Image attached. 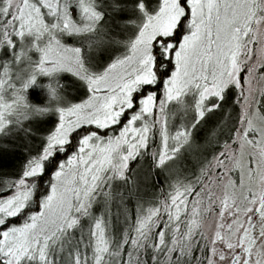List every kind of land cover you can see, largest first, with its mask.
<instances>
[{
  "label": "snow or ice",
  "instance_id": "snow-or-ice-1",
  "mask_svg": "<svg viewBox=\"0 0 264 264\" xmlns=\"http://www.w3.org/2000/svg\"><path fill=\"white\" fill-rule=\"evenodd\" d=\"M0 264H264V0H0Z\"/></svg>",
  "mask_w": 264,
  "mask_h": 264
},
{
  "label": "trees",
  "instance_id": "trees-1",
  "mask_svg": "<svg viewBox=\"0 0 264 264\" xmlns=\"http://www.w3.org/2000/svg\"><path fill=\"white\" fill-rule=\"evenodd\" d=\"M22 162V161H21Z\"/></svg>",
  "mask_w": 264,
  "mask_h": 264
}]
</instances>
